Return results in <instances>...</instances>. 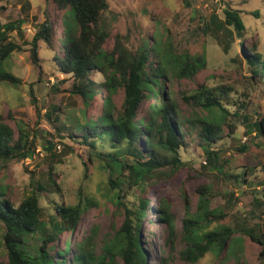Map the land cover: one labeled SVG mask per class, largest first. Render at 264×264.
I'll use <instances>...</instances> for the list:
<instances>
[{
	"label": "rangeland",
	"instance_id": "374dc122",
	"mask_svg": "<svg viewBox=\"0 0 264 264\" xmlns=\"http://www.w3.org/2000/svg\"><path fill=\"white\" fill-rule=\"evenodd\" d=\"M108 3L105 16L111 34L105 47L113 49L119 35L123 43L133 50L138 49L145 40L150 43L173 41L179 52H205L207 56L206 68L195 77L178 79L167 76L164 83L165 99L173 101L180 115L184 142L179 152L190 172L186 170V173L177 174L178 181L173 179L172 182L169 180L171 170L165 167L162 173L157 174L158 179H149L151 183L161 181L155 194L149 191V196L148 190L142 191L140 187L131 186L132 189L126 190L127 183L121 179L127 207L134 210L140 207L142 195L147 197L148 215L142 221L140 239L147 253L148 264H190L182 255L187 246L185 194L192 217L199 218L200 182L205 184L204 188L210 189V209H223L229 214L225 219L214 222L210 229L222 224L241 225L246 220L252 226L260 225L257 227L258 235L263 239L264 135L250 137L245 129L248 122L264 118V75L252 78V66L246 58V50L251 44L264 52V0H108ZM228 4L243 11L246 24L244 36L235 38L229 48L209 34L203 22L204 17L209 18L214 12L223 16ZM253 11H258L260 16L256 17ZM64 16L65 10L59 9L54 0L0 2L2 23L18 19L24 21L21 30L17 28L9 34V39L20 45V49L13 51L1 66L19 77L21 83L13 85L0 79V114L13 127L16 136L19 121H24L32 130H40L34 155L7 162L0 170V185L8 187V195L15 205H19L31 193L40 194L46 220L55 213L57 204L75 205L80 200V191L84 192L96 204L83 214L74 232L67 230L60 234L58 249L65 246L67 241L74 243V251L77 243H91L95 255L105 257L110 255L109 247L115 242V233L126 218V205H117L112 199L109 176L102 168L101 159L95 156L90 161L91 150L82 138L83 131L76 129L83 116L81 111L86 110L88 117L99 115L103 98L97 94L86 104L81 95L72 93L73 77L59 69L54 50L44 40H38V60L34 59V36L39 25L47 17L56 26L61 25ZM57 34L62 36L60 26ZM91 76L103 80L97 71ZM202 86L225 88L229 94L225 100L230 103L231 114L223 124L222 138L213 145L220 154L217 168L208 163L206 145L199 134L202 124L191 123L207 115L191 98ZM115 98L120 107L124 90L120 89ZM153 102V97L146 99L139 116L149 114ZM54 106L61 107L53 113V118L60 117L57 123L45 116ZM243 115H248V120H244ZM65 124L71 130L63 131L65 136L61 137L58 127ZM47 139L55 144L51 151L44 148ZM99 149L108 152L113 148L104 146ZM161 152L170 156L164 149ZM51 164L54 165L58 187L50 186ZM232 175L239 176V179ZM246 177L248 181L244 180ZM231 190L235 196L229 195ZM254 197L262 202L254 200ZM165 208L170 213L169 221L164 214ZM2 234L0 227V264H7L8 255L1 243ZM40 237L38 233L30 244L38 243ZM235 237L238 241H232L228 250L221 254L209 251L197 264H264L263 248L259 243L249 236L235 234ZM112 264H124V260L117 255Z\"/></svg>",
	"mask_w": 264,
	"mask_h": 264
},
{
	"label": "trees",
	"instance_id": "16d2710c",
	"mask_svg": "<svg viewBox=\"0 0 264 264\" xmlns=\"http://www.w3.org/2000/svg\"><path fill=\"white\" fill-rule=\"evenodd\" d=\"M54 3L59 9L65 10V16L61 25L56 26L48 17L39 25L34 36V59L38 60V40H44L54 50L59 69L73 77L72 93L81 95L86 104L97 94L102 96L99 115L88 117L86 110L81 111L83 116L76 129L83 131L82 138L91 150L90 161L95 156L101 159L102 168L109 176V191L114 202L126 205L121 179L127 183L126 190L140 187L142 191L148 190V196L149 191L155 194L161 183L160 180L151 183L149 179H158L157 174L162 173L165 167L171 170L169 180L178 181L177 174L190 170L180 156L184 131L176 105L165 99V78L195 77L207 66L205 52H179L173 41L150 43L147 40L133 50L123 43L119 35L113 49H110L104 46L111 34L105 16L109 8L108 0H54ZM242 12L228 4L223 10V16L214 12L209 18L204 17L203 22L209 34L229 48L233 40L242 38L246 31ZM252 14L260 16L258 11H253ZM23 22L22 19L7 23L0 21V79L13 85L20 84L21 79L1 66L13 51L20 49V45L9 39V34L17 28L21 30ZM59 26L62 36L57 34ZM246 58L252 66V78L264 75V52L258 51L251 44L246 50ZM94 71L99 72L103 80L94 79L91 76ZM120 89L124 90V98L119 107L115 97ZM32 93L34 94V90ZM228 96L227 89L208 86L200 87L191 96L207 112L205 118L191 123L202 124L199 134L206 145L208 163L214 168L219 167L216 163L220 154L213 145L222 138L223 124L231 114L228 107L230 103L225 100ZM152 97L154 102L149 114L139 116L143 102ZM32 98L36 104L35 97ZM60 108L52 107L45 116L55 123L60 122L59 115L53 118V113ZM242 117L248 120L249 116ZM58 128L61 137L65 136L63 131L71 130L66 124L59 125ZM39 132L38 128L32 130L24 121H19L16 136L13 127L0 114V170L13 159L32 157L38 147L36 140ZM245 133L250 137L264 135V118L248 122ZM104 146L113 149L108 152L99 149ZM54 147V142L47 139L44 148L51 151ZM161 149L170 156L163 154ZM53 170L54 165L51 164L50 186L58 187ZM231 177L239 179V176ZM244 180L249 179L246 177ZM204 187V183L198 184L199 218L192 217L189 199L185 194L187 213L184 230L187 246L182 251L184 258L190 264H197L209 251L221 254L230 248L232 241H238L235 234L249 236L262 246L264 254V226L261 231L263 239L258 235L257 227L260 225L252 226L246 220L241 225L222 224L209 228L229 214L223 209H210V189ZM234 194L233 190L229 193L230 196H235ZM142 196L140 207L132 210L125 206L126 218L115 233V242L109 247L110 255L99 257L95 255L91 243H77L74 251V243L67 241L65 246L58 249L60 234L67 230L74 232L78 228L83 214L96 204L94 199L80 191L77 204H57L54 207L55 213L46 220L40 194L31 193L19 205H15L8 195V187L0 185L1 243L8 255L7 264H112L117 255L123 258L124 264H148L147 253L140 239L142 221L148 215L147 197ZM254 200L262 202L258 197H254ZM164 214L169 221L170 213L167 208ZM38 233L41 234L38 243L30 244Z\"/></svg>",
	"mask_w": 264,
	"mask_h": 264
}]
</instances>
